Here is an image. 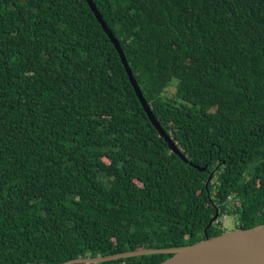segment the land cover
I'll return each instance as SVG.
<instances>
[{"label": "trees", "instance_id": "trees-1", "mask_svg": "<svg viewBox=\"0 0 264 264\" xmlns=\"http://www.w3.org/2000/svg\"><path fill=\"white\" fill-rule=\"evenodd\" d=\"M92 2L187 162L86 0H0V264L182 247L222 216L264 225V0Z\"/></svg>", "mask_w": 264, "mask_h": 264}, {"label": "water", "instance_id": "water-1", "mask_svg": "<svg viewBox=\"0 0 264 264\" xmlns=\"http://www.w3.org/2000/svg\"><path fill=\"white\" fill-rule=\"evenodd\" d=\"M86 2L93 12L95 18L100 23L103 31L108 35L111 43L117 50L128 79L151 124L157 130L159 136L162 137L168 144L170 150L178 155L184 162H187V158L182 154L178 146L172 141V138L169 137V135H167L166 132L160 127L158 121L152 114L151 109L146 103L132 75L119 42L116 40V38H114L112 32L102 20L92 0H86ZM198 169L200 171H204L205 167ZM211 178L212 173L209 174L205 186L208 185ZM217 217L218 208H215V213L205 228L210 227V225L215 222ZM159 253L171 254V256L158 264H264V225H258L249 229H234L231 231H224L219 235L206 237L203 240L191 245L177 248L138 249L107 256L76 258L58 264H98L121 258Z\"/></svg>", "mask_w": 264, "mask_h": 264}, {"label": "rangeland", "instance_id": "rangeland-1", "mask_svg": "<svg viewBox=\"0 0 264 264\" xmlns=\"http://www.w3.org/2000/svg\"><path fill=\"white\" fill-rule=\"evenodd\" d=\"M173 92H174V87L171 86V87H169L167 89L166 94L168 96H170V95H172ZM212 176H213V173H212ZM227 218H228V220L227 219L223 220V224H222L223 229L224 230L226 229L225 231L234 230V220H233V217L227 216Z\"/></svg>", "mask_w": 264, "mask_h": 264}, {"label": "built area", "instance_id": "built-area-1", "mask_svg": "<svg viewBox=\"0 0 264 264\" xmlns=\"http://www.w3.org/2000/svg\"><path fill=\"white\" fill-rule=\"evenodd\" d=\"M228 200H231V198L228 197ZM222 218H223V219H222ZM225 219L228 220L227 216H222V217L220 218V221H221L222 224H223V220H225Z\"/></svg>", "mask_w": 264, "mask_h": 264}]
</instances>
